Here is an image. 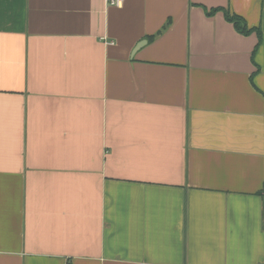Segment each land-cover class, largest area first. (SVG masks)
I'll list each match as a JSON object with an SVG mask.
<instances>
[{"label": "crops", "instance_id": "0c3cea01", "mask_svg": "<svg viewBox=\"0 0 264 264\" xmlns=\"http://www.w3.org/2000/svg\"><path fill=\"white\" fill-rule=\"evenodd\" d=\"M0 264H264V0H0Z\"/></svg>", "mask_w": 264, "mask_h": 264}, {"label": "trees", "instance_id": "16d2710c", "mask_svg": "<svg viewBox=\"0 0 264 264\" xmlns=\"http://www.w3.org/2000/svg\"><path fill=\"white\" fill-rule=\"evenodd\" d=\"M218 9H210V10H205L208 15H211ZM224 16L227 21L231 22L234 26V28L241 34H249L253 31H256L259 33V30L257 28L253 27H248L245 20L242 19L240 16L230 13L228 10L224 11Z\"/></svg>", "mask_w": 264, "mask_h": 264}, {"label": "built area", "instance_id": "2783aa9c", "mask_svg": "<svg viewBox=\"0 0 264 264\" xmlns=\"http://www.w3.org/2000/svg\"><path fill=\"white\" fill-rule=\"evenodd\" d=\"M110 3L113 5H119L120 0H110Z\"/></svg>", "mask_w": 264, "mask_h": 264}]
</instances>
